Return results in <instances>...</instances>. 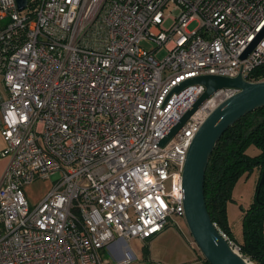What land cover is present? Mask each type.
I'll return each mask as SVG.
<instances>
[{"label":"built area","instance_id":"obj_1","mask_svg":"<svg viewBox=\"0 0 264 264\" xmlns=\"http://www.w3.org/2000/svg\"><path fill=\"white\" fill-rule=\"evenodd\" d=\"M0 23V264H132V238L185 217L191 143L239 91L216 90L162 144L206 90L177 88L257 82L264 36L242 54L264 30V0H0ZM57 172L31 205L25 186Z\"/></svg>","mask_w":264,"mask_h":264},{"label":"water","instance_id":"obj_2","mask_svg":"<svg viewBox=\"0 0 264 264\" xmlns=\"http://www.w3.org/2000/svg\"><path fill=\"white\" fill-rule=\"evenodd\" d=\"M16 1L20 10L25 9L29 2V0ZM263 36L264 30L242 54V58L248 56ZM192 83H201L205 85L206 90L162 140V144L175 135L186 120L216 90L227 87L236 88L239 91L221 103L210 114L191 143L184 168L183 184L185 219L189 231L202 255L210 264H254L231 243L212 221L207 208L205 179L211 155L224 133L242 117L264 106V80L250 82L241 75L234 78L201 75L189 79L177 90ZM263 185L264 172L259 182V188Z\"/></svg>","mask_w":264,"mask_h":264},{"label":"trees","instance_id":"obj_3","mask_svg":"<svg viewBox=\"0 0 264 264\" xmlns=\"http://www.w3.org/2000/svg\"><path fill=\"white\" fill-rule=\"evenodd\" d=\"M2 26L0 23V28ZM251 78L264 80V65L256 68ZM252 146L259 152L250 154L248 149ZM254 172H259L260 182L264 172V106L242 117L224 133L211 155L205 179L206 202L212 221L238 245L245 257L255 264H264V185L259 188L258 182L253 203L243 210L239 236L228 212L238 181ZM201 264L210 263L203 257Z\"/></svg>","mask_w":264,"mask_h":264},{"label":"rangeland","instance_id":"obj_4","mask_svg":"<svg viewBox=\"0 0 264 264\" xmlns=\"http://www.w3.org/2000/svg\"><path fill=\"white\" fill-rule=\"evenodd\" d=\"M165 12L166 14L169 13L171 15H177L179 14L180 10L171 11V8L168 7L165 9ZM171 22L172 20L167 21V26H169ZM196 25L197 23L195 21L190 25L189 28L192 30L196 27ZM164 54H166L165 50H163V52L159 54V57H163ZM5 146V142L0 136V167L6 164V159L1 156V150L4 149ZM248 152L250 154H256L259 152V150L258 148L252 146L248 149ZM59 177H61V173L57 172L56 174L52 175L51 178L39 177L35 179V181H33L32 183L26 185L25 192L30 204L35 205L39 203L40 200L43 199L46 194L51 190L54 185V182ZM259 179V172H254L250 176H242L234 188L233 199L228 204L230 222L232 223L235 233L238 236L241 234L243 210L249 208L250 205L253 203L256 194V186L259 182ZM170 227L179 231L180 234H182L191 245V240L193 238L189 231L185 217L175 216L173 219L170 220ZM130 245L132 246L134 252L138 257L132 264H140L141 262L147 260V257L151 251V244L148 242V240L144 241L139 238H132L130 240ZM195 249L199 250L202 254L199 248ZM203 257L204 256L202 255V262Z\"/></svg>","mask_w":264,"mask_h":264},{"label":"crops","instance_id":"obj_5","mask_svg":"<svg viewBox=\"0 0 264 264\" xmlns=\"http://www.w3.org/2000/svg\"><path fill=\"white\" fill-rule=\"evenodd\" d=\"M5 160V159H4ZM0 167V180L7 168ZM176 232V233H175ZM147 241V240H145ZM151 251L146 261L140 264H201L202 254L195 249L179 231L168 225L163 232L148 239Z\"/></svg>","mask_w":264,"mask_h":264}]
</instances>
